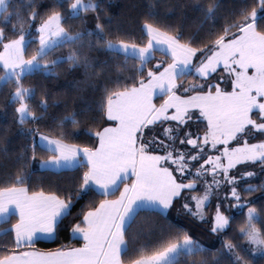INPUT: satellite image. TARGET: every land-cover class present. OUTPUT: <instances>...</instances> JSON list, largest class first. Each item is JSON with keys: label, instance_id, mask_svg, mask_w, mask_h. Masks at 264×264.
<instances>
[{"label": "snow or ice", "instance_id": "obj_1", "mask_svg": "<svg viewBox=\"0 0 264 264\" xmlns=\"http://www.w3.org/2000/svg\"><path fill=\"white\" fill-rule=\"evenodd\" d=\"M114 7L0 0V264H264V0Z\"/></svg>", "mask_w": 264, "mask_h": 264}, {"label": "trees", "instance_id": "obj_2", "mask_svg": "<svg viewBox=\"0 0 264 264\" xmlns=\"http://www.w3.org/2000/svg\"><path fill=\"white\" fill-rule=\"evenodd\" d=\"M136 2H142V0H112V3L116 5V7L112 9V12L119 15L122 10L126 11L125 5L130 4V3H136ZM135 14H136L135 12L132 13V15H135ZM32 171H33V179L35 181L40 177L41 171H42L39 168L38 162L33 165ZM175 217H176V214L173 211L171 217H169L168 222H173V223L176 222ZM140 219L141 218H138V221H140ZM239 219L240 217L237 216V220L233 224V229L235 228L236 223L239 221ZM161 223L163 224L165 222L161 221ZM142 226H143L142 224L137 225V227H142ZM197 235L203 242L204 246L207 249H209V259H211L212 254L215 253L217 249H220L222 241L233 235V230L230 229L225 235L219 238H216L206 232H198ZM61 244H65V245L70 244L72 246H78V243L75 240L69 239L67 237V234H64L61 237H59V240L57 243H53L47 240H41L40 242L36 244V248L38 250L48 251V250H52V249L59 247Z\"/></svg>", "mask_w": 264, "mask_h": 264}]
</instances>
